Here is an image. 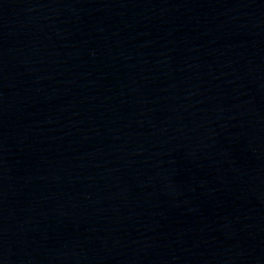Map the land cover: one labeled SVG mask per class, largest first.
<instances>
[{"label":"water","instance_id":"1","mask_svg":"<svg viewBox=\"0 0 264 264\" xmlns=\"http://www.w3.org/2000/svg\"><path fill=\"white\" fill-rule=\"evenodd\" d=\"M0 264H264V0H0Z\"/></svg>","mask_w":264,"mask_h":264}]
</instances>
